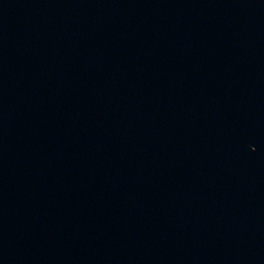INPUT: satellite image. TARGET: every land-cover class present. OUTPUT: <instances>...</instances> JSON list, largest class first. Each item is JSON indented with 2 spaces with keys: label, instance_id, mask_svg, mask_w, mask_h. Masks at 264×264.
<instances>
[{
  "label": "water",
  "instance_id": "obj_1",
  "mask_svg": "<svg viewBox=\"0 0 264 264\" xmlns=\"http://www.w3.org/2000/svg\"><path fill=\"white\" fill-rule=\"evenodd\" d=\"M0 264H264V0H0Z\"/></svg>",
  "mask_w": 264,
  "mask_h": 264
}]
</instances>
